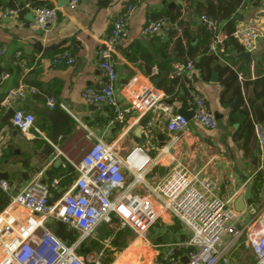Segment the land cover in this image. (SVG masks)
<instances>
[{
  "label": "crops",
  "instance_id": "crops-1",
  "mask_svg": "<svg viewBox=\"0 0 264 264\" xmlns=\"http://www.w3.org/2000/svg\"><path fill=\"white\" fill-rule=\"evenodd\" d=\"M29 1L0 0V47L6 50V54L0 57V96L20 84L35 87L37 93L28 94L23 102L14 103L12 108L33 114L35 128L39 131L23 134L12 127L10 121L1 122L5 113L0 117V175H6L0 180L7 181L10 186L8 194L0 189V212L7 206L9 195L19 193L40 172H43V181L52 193V203L75 183L77 173L71 164L79 163L91 146L75 119H79L105 143H115L122 157L142 147L150 158L144 179L152 186L160 184L176 166H180L190 173L213 180L217 185V194L223 200H230L234 210L237 199L243 196L245 209L238 212L242 214V223L250 220L252 207H264V170L259 169L254 133V124L258 122L249 104L252 89L245 88V84L264 77V40L259 41L256 49L250 52V62L238 57L243 50L239 43L227 41L218 46L212 53L217 57L220 68H212L208 75L203 76L198 65L200 56L191 60L178 55L177 42L181 39L184 47L204 42L205 26L200 17L216 12L220 6L217 0H80L75 10L69 8V0H41L46 3L45 7L56 9L58 22L48 31L38 34L31 30L29 15L33 9L29 8ZM255 1L247 0L246 6L236 12L235 28L251 21L264 24V1H260L259 6L254 4ZM18 3H24L29 8L25 14H19L13 8ZM132 4L135 9L129 20L128 38L113 54L115 68L120 67L119 72L116 70L118 101L123 108L130 106L131 97L125 87L133 79L137 81L129 86L131 90L149 84L158 89L163 97L159 107L147 115L141 116L132 111L124 125L111 126V109L105 105L87 106L82 93L87 89L99 91L104 86L99 51L108 38L113 20ZM11 10H16L17 14L10 16ZM176 16L175 21L170 19ZM159 19L176 23L178 28L155 36H144L142 30L145 24ZM218 20L227 31V20ZM210 44L211 41L209 49ZM65 55L71 60L67 57L63 59ZM16 59L26 63L30 69L27 74L14 65ZM186 61H194L189 80L175 75L177 66ZM224 68L229 71H223ZM214 72L218 75L216 83L212 82ZM231 73H234L233 81ZM3 74H8V77L2 79ZM175 77L179 78L177 94L175 98H170L159 85ZM187 81L205 98L210 110L222 117L217 120L216 129L210 131L191 121L182 133L167 132L169 117L178 114L177 110L182 106L190 108ZM238 88L251 112L253 132L250 135L240 131L242 119L232 121L235 108L232 109L231 105L238 97L234 96ZM49 98L56 99L69 111L59 109L70 120L66 122L64 133L57 143L52 141L53 123L47 117L46 101ZM142 119L152 121L153 137H136ZM259 124L264 130V122ZM158 135L163 137L161 141ZM164 148L168 149V154L162 153ZM127 179L130 183L133 178L128 175ZM134 192L145 194L140 187ZM149 231L154 233L156 254L164 258L168 245L181 242L177 241L181 237H188L184 226L169 213L164 214ZM121 232L126 233L119 241L124 244L130 231H119L115 226L101 241L104 245L109 241L105 248L112 255L117 254L113 264H124L129 251L133 252L131 258L135 264H146L149 258L143 249L134 246L136 239L120 248L112 244ZM94 236L98 238L100 234L96 231ZM140 253L144 254L143 258ZM183 256L181 253L175 255L180 264L187 263Z\"/></svg>",
  "mask_w": 264,
  "mask_h": 264
},
{
  "label": "built area",
  "instance_id": "built-area-1",
  "mask_svg": "<svg viewBox=\"0 0 264 264\" xmlns=\"http://www.w3.org/2000/svg\"><path fill=\"white\" fill-rule=\"evenodd\" d=\"M79 2L69 0V8L75 10ZM134 9L133 4L129 5L113 20L108 38L99 51L104 86L99 91L87 89L82 93L87 106L105 105L111 109V126L124 125L132 111L141 116L147 115L159 107L163 97L158 89L149 84L131 90L129 86L137 81L133 79L125 87L131 97L130 106L123 108L118 101V77L113 54L128 38L129 20ZM15 14L16 10L9 11L10 16ZM32 15L31 30L35 34L48 31L58 22L55 8L38 7L33 9ZM200 21L211 35V52L227 41H235L243 50L251 52L259 41L264 40V24L256 21L236 27L231 33L224 30L222 22L209 15H202ZM177 28L176 23L167 19L149 20L142 33L144 36H155ZM5 54V48L0 47V57ZM66 57L63 56V59ZM14 65L24 74L30 70L20 59H16ZM193 70L194 63L188 61L177 66L175 75L189 80ZM7 77L8 74L2 75V79ZM186 87L193 117L188 121L178 114L170 116L166 124L167 132L182 133L191 121L210 131L216 129L215 114L205 98L191 87L189 81ZM35 93L37 89L26 84L9 90L0 102V117L14 103H21L28 94ZM46 106L48 110L69 112L54 98H49ZM164 111L167 109L164 108ZM75 120L84 130L85 140L91 144L81 161L71 164L77 173L75 183L52 203V193L43 181V172H40L19 193L9 195L7 206L0 212V264H101V257L96 252L82 255L79 250L83 243H91L90 238L104 221L116 216L138 237L147 241L149 230L166 213L176 218L188 232L186 241L167 246V264H180L176 253L184 255L186 264H231L227 255L240 240L247 242L255 259L253 264H264V207H252L250 220L242 223V214L231 207L230 200H223L217 194V185L213 180L190 173L180 166H176L160 184L152 186L144 179L150 158L142 147L122 157L115 143H105L79 119ZM10 123L23 134L39 132L35 128L34 115L23 109H15ZM254 133L259 169L264 170V130L261 124H254ZM143 135L154 136L152 121L147 120ZM162 153L168 154V149H162ZM135 154L142 156L138 164L132 161ZM128 175L133 178L130 183H127ZM137 187L145 194L134 192ZM9 188L7 181L0 180V189L4 193L8 194ZM56 222L75 232L76 240L68 243L52 233L48 225Z\"/></svg>",
  "mask_w": 264,
  "mask_h": 264
},
{
  "label": "trees",
  "instance_id": "trees-1",
  "mask_svg": "<svg viewBox=\"0 0 264 264\" xmlns=\"http://www.w3.org/2000/svg\"><path fill=\"white\" fill-rule=\"evenodd\" d=\"M220 3V6L216 12H211L210 15L214 18H218L220 20H227V32L231 33L235 29V22H234V15L240 8H244L246 6L247 0H217ZM264 0H257L254 2L256 6H259V2ZM30 9H35L38 7L45 6L46 3L41 0H30L28 2ZM14 9L18 11L19 14H25L29 8H26L24 3H18L17 5L14 4ZM177 18L173 17L170 18L171 20L175 21ZM204 36L205 40L202 44L197 43L195 45H187L184 47L182 45L181 39L177 42V48H178V55H181L183 57H188V59H194L196 56H200L198 65L200 72L204 76L206 73L210 72L212 68H215L216 70H219V64L217 57L209 50V42L211 41V35L206 30V27L204 28ZM187 62V61H186ZM194 62V61H193ZM225 72L229 71L228 68H224ZM234 73H231V81H233ZM152 79H155V77H152ZM179 83V78L175 77L174 79H170L168 81H162L159 86H161L165 92V94L170 98L176 97V86ZM252 89L254 98L257 102L260 103L264 110V77L258 78L250 83L245 84V88ZM234 96L239 97V103L235 107L233 114L234 117L232 121L240 120L241 127L240 131H246L249 133V135L253 132V122H252V116L251 112L247 108V106L244 103L242 92L240 88L236 89L234 92ZM58 237H60L63 241H66L68 243H71L76 240L77 234L73 231H68L66 227H61L58 230L57 233ZM126 235V233L121 232L118 233L116 240L113 241V245L120 248L123 244L122 242H119L122 240V238ZM103 252L106 256H111L113 253L106 249L101 241L98 240H92L91 243H83L80 247L79 253L82 255H88L90 253L96 252V251ZM102 264H109L107 261L103 262Z\"/></svg>",
  "mask_w": 264,
  "mask_h": 264
},
{
  "label": "water",
  "instance_id": "water-1",
  "mask_svg": "<svg viewBox=\"0 0 264 264\" xmlns=\"http://www.w3.org/2000/svg\"><path fill=\"white\" fill-rule=\"evenodd\" d=\"M69 2V1H68ZM30 19L29 21L32 22L33 21V16L32 14L29 15ZM239 58L243 59L246 62H250L252 60L251 54L250 52H247L245 50H242L238 56ZM197 65L195 66V69H197ZM116 70L119 72L120 67L116 66ZM165 76V74H163V77ZM193 78H196L195 75H193ZM212 82H218V75L214 72L213 73V77H212ZM3 100V96H0V102ZM181 100V99H180ZM249 100H250V107L252 108V111L254 113L255 119L258 123H263L264 122V110L262 108V106L256 102V100L254 99V95L251 93L249 95ZM239 101V98L236 97L234 102L231 105V108L234 109L235 106L237 105ZM169 104H171V101L168 102ZM15 113V109L14 108H9L7 110V112L5 113V115L2 117L1 122L2 123H7L8 121H10V119L13 117ZM178 115H181L183 117H185L188 121H190L193 117V111L186 109L185 106L180 107L177 110ZM47 117L48 119H50L53 123V132H52V141L54 143H57L60 139V137L63 135L64 133V129H65V124L66 122H68L70 120V117L65 114L64 112L60 111V110H49L47 112ZM216 120L222 118V117H218V115H215ZM147 123V119H142L141 123H140V127L136 130V137L138 139H141L143 136V128L145 126V124ZM238 125H235V127H237ZM162 136L158 135V140H162ZM0 177L6 178L5 174H1ZM245 209V203L243 201V196H241L239 199H237L236 203H235V211L237 212H242ZM62 223L61 222H56V223H52L49 225V230L54 233L57 234L58 230L62 227ZM101 235L100 232H98ZM187 238L186 237H181L179 238L177 241H186Z\"/></svg>",
  "mask_w": 264,
  "mask_h": 264
},
{
  "label": "rangeland",
  "instance_id": "rangeland-1",
  "mask_svg": "<svg viewBox=\"0 0 264 264\" xmlns=\"http://www.w3.org/2000/svg\"><path fill=\"white\" fill-rule=\"evenodd\" d=\"M107 220H112V221H116V222L120 221L125 227L129 228L128 225H126L124 222L119 220L116 216H111L110 219H107ZM103 227L104 226L102 225L97 230V233L101 232ZM130 231L131 232H128L129 239H127V241H125L124 244L121 241L122 242L121 244H123L121 247L130 245V242H134V240L136 239L137 242L134 243V246H139L140 249H143L145 256H148V258H149V260L146 259V264H167L166 258L160 257L158 254H156V252L153 248V244H154V237H153L154 233H153V231L148 232V234L146 236L147 241H145L141 237H138L132 229H130ZM92 237H93V239L96 238L94 235ZM96 239L99 241L105 240V238H102V236H99ZM96 253L98 255H100V257H101L100 258L101 264L105 261H107L109 264H113L114 263L113 258H115L117 255V254H115V255H111V256L110 255L106 256L105 254H102V252H100V251H96ZM132 253L133 252L129 251L128 260H125L124 264H135L131 258L133 255ZM139 256L141 258H143L144 254L140 253ZM227 257H228L231 264H253L252 253H251V251L248 247V244L245 240H242V241L240 240L238 242V244L235 246V248H233V250L230 251V253L227 255Z\"/></svg>",
  "mask_w": 264,
  "mask_h": 264
},
{
  "label": "bare ground",
  "instance_id": "bare-ground-1",
  "mask_svg": "<svg viewBox=\"0 0 264 264\" xmlns=\"http://www.w3.org/2000/svg\"><path fill=\"white\" fill-rule=\"evenodd\" d=\"M141 160H142V156L141 155L135 154L132 157V161H133L134 164H138ZM103 226L104 227H103V229L100 232L101 235H102V238L105 237L106 233L112 231V227H114V226L117 227V230H119V231H125V230H129L130 231V229L125 227L120 221L116 222V221H112V220H107V221H105ZM92 240H96V238H94V239L91 238L90 241H92ZM107 243H109V241H107ZM107 243L105 245H107ZM105 245H104V247H105ZM102 254H103V252H102Z\"/></svg>",
  "mask_w": 264,
  "mask_h": 264
}]
</instances>
